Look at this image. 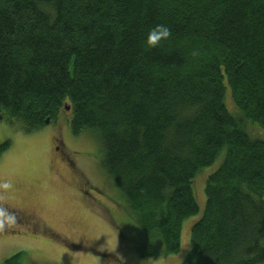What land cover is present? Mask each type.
<instances>
[{
  "label": "trees",
  "instance_id": "trees-1",
  "mask_svg": "<svg viewBox=\"0 0 264 264\" xmlns=\"http://www.w3.org/2000/svg\"><path fill=\"white\" fill-rule=\"evenodd\" d=\"M63 113L98 141L140 257L180 251L195 179L222 157L179 264H264V139L247 127L264 129V0H0V118L32 131Z\"/></svg>",
  "mask_w": 264,
  "mask_h": 264
},
{
  "label": "rangeland",
  "instance_id": "rangeland-1",
  "mask_svg": "<svg viewBox=\"0 0 264 264\" xmlns=\"http://www.w3.org/2000/svg\"><path fill=\"white\" fill-rule=\"evenodd\" d=\"M227 96L235 112L229 90ZM61 117L60 123L32 131L0 119V144L10 142L0 149V196L16 210L0 238V263L23 252V264H179L191 246V227L205 208L206 178L222 157L195 179L200 210L183 223L180 251L143 258L134 249L136 220L111 202L120 193L102 166L98 141L89 133L75 135L70 116ZM250 124V132L264 139V129Z\"/></svg>",
  "mask_w": 264,
  "mask_h": 264
},
{
  "label": "flooded vegetation",
  "instance_id": "flooded-vegetation-1",
  "mask_svg": "<svg viewBox=\"0 0 264 264\" xmlns=\"http://www.w3.org/2000/svg\"><path fill=\"white\" fill-rule=\"evenodd\" d=\"M1 120L3 119L2 117L0 118ZM57 148L59 147L58 145H55ZM1 192V191H0ZM16 210L13 209L12 207L8 206L1 200L0 196V238H2L4 231L7 230L8 225L13 218ZM17 217V216H16ZM14 220V218H13Z\"/></svg>",
  "mask_w": 264,
  "mask_h": 264
},
{
  "label": "water",
  "instance_id": "water-1",
  "mask_svg": "<svg viewBox=\"0 0 264 264\" xmlns=\"http://www.w3.org/2000/svg\"><path fill=\"white\" fill-rule=\"evenodd\" d=\"M67 109H70V106H66Z\"/></svg>",
  "mask_w": 264,
  "mask_h": 264
}]
</instances>
